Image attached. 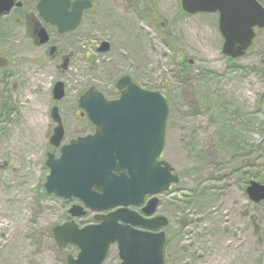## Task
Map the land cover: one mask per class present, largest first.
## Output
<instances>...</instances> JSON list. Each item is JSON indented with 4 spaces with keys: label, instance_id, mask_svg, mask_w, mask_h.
<instances>
[{
    "label": "rangeland",
    "instance_id": "374dc122",
    "mask_svg": "<svg viewBox=\"0 0 264 264\" xmlns=\"http://www.w3.org/2000/svg\"><path fill=\"white\" fill-rule=\"evenodd\" d=\"M19 1L22 10L0 18V264H66L77 254L52 236L77 202L42 187L46 154L57 155L49 113L58 107L68 142L78 135L79 94L93 86L108 96L122 75L169 106L162 160L179 184L159 196L157 214L168 219L164 264H264V209L245 193L251 181L264 184V30L246 56L229 61L217 13L187 15L181 0H93L75 34L57 43L73 56L61 76L25 34L22 13L37 18L39 0ZM101 42L110 51L97 55ZM182 61L192 68L178 79ZM58 80L66 92L55 104ZM116 256L112 246L106 263Z\"/></svg>",
    "mask_w": 264,
    "mask_h": 264
},
{
    "label": "water",
    "instance_id": "95a60500",
    "mask_svg": "<svg viewBox=\"0 0 264 264\" xmlns=\"http://www.w3.org/2000/svg\"><path fill=\"white\" fill-rule=\"evenodd\" d=\"M92 6L90 0H40L37 11L44 23L63 34L76 30L83 12ZM15 7H21V3L0 0V17ZM181 9L187 15L217 13L223 38L221 52L232 60L244 57L256 38L255 31L264 30V7L257 0H181ZM38 34L40 44H45L46 31L39 29ZM108 50L109 44L103 42L99 52ZM117 89L120 97L112 101L105 100L94 88L85 91L78 99V107L94 125V134L70 140L57 158L47 157L49 174L44 189L48 195L66 201L77 199L93 212L120 207L96 216L98 225L79 229L74 222H68L53 229L59 249L73 245L79 250L75 259L68 256L67 264H102L114 244L119 264H164L165 234L142 232L134 227L157 230L167 226L166 218L145 219L127 207H141L145 196L169 191L179 183L173 168L160 160L169 106L164 95L141 89L128 77L119 81ZM53 94L56 101L63 97L61 83ZM52 116L59 125L50 142L58 147L63 129L57 108ZM94 187L100 191L95 192ZM245 192L251 202L262 203L264 208V184L251 181ZM156 204L157 199H152L143 209L147 217L154 213ZM68 213L72 218L84 216L80 206H72Z\"/></svg>",
    "mask_w": 264,
    "mask_h": 264
},
{
    "label": "flooded vegetation",
    "instance_id": "af4514ba",
    "mask_svg": "<svg viewBox=\"0 0 264 264\" xmlns=\"http://www.w3.org/2000/svg\"><path fill=\"white\" fill-rule=\"evenodd\" d=\"M37 4H38V2H37ZM37 4H36V6H35V15H36V17L37 18H31L28 14H30V13H32L31 11H29V10H26V11H24L23 13H22V18L24 19V17L26 18V19H30L28 22H26L25 20V34H27V38L31 41V43L36 47V48H43L44 50H43V52H44V55H45V58H46V60H45V62H44V65H50V67L53 69V70H55V71H57L58 73H60V75L61 76H64L65 74H67V72L69 71V69H70V64H71V61H72V58H73V56H72V53H69V54H66V53H64L58 46H57V43L60 41V40H65L67 37H69V36H71V35H74L75 34V32L76 31H73V32H68V33H63V34H59L58 33V29H57V27H55V26H52V25H50V24H46V23H44L41 19H40V17H39V14H38V11H37ZM22 7H23V5L19 8L20 10H22ZM70 10V9H69ZM44 29L45 31H46V34H47V36H48V41L45 43V44H40V41H39V38H38V31H39V29ZM55 40H57V41H55ZM102 43V42H101ZM101 43H100V46L98 47V48H96V54L98 55V54H100V52H99V49H100V47H101ZM110 51V46H109V50H108V52ZM107 52V53H108ZM101 54H105V53H101ZM85 58H86V60L88 59L89 60V62H90V59H89V57L87 56V55H85ZM96 58V57H95ZM87 60V61H88ZM94 62H97V58L94 60ZM93 62V63H94ZM92 63V64H93ZM123 77H128V78H130V80H131V82L132 83H134V84H136V85H138V86H140L141 88H143V89H146L147 90V88H145V87H143V86H141V85H139L138 83H136L129 75H122V76H120L113 84H112V87L110 88V90H109V95L108 96H106L101 90H98V89H96L95 87H93V86H89V87H87L86 89H84L80 94H79V96L77 97V102H76V110L74 111V112H72V114H73V116H76V118H77V121H78V128H75L76 129V131H77V133H78V135L77 136H75V137H73V138H70L69 140H68V142L71 140V139H75V138H78V137H84V136H87L88 134H91V133H93L94 132V128H92L91 126H90V123H89V121H88V118H87V115L78 107V99H79V97L85 92V91H87L88 89H90V88H94L97 92H99V93H101L102 94V96L105 98V100H108V101H112V100H117V99H119V97H120V91H118V89H117V85H118V83H119V81L123 78ZM58 83H61L62 85H63V97L59 100V101H56L55 99H54V88H55V86L58 84ZM65 92H66V85H65V83L64 82H62L61 80H58V81H56V82H54L53 84H52V87H51V97H52V99H53V101L55 102V104L56 103H59V102H61L62 100H64L65 99ZM54 108H57L58 109V107L55 105V106H53L52 108H51V110H50V119H51V123L53 124V127H52V133H51V136L49 137V140H48V144L50 145V147H52L53 149H55L56 150V153H57V155L55 156L53 153H47L46 154V160H45V163H44V166H45V168L48 170V174H49V169L46 167V161H47V157H48V155H53L54 156V158H57L58 156H59V154H60V150H61V148L63 147V146H65L68 142H66L65 143V132H64V128H63V124H62V120H61V116H60V113H59V109H58V116H59V120H60V124H61V126H62V129H63V137H62V140L60 141V144H59V146L58 147H55V146H53L52 144H51V139H52V137L54 136V134H55V129L58 127V123L57 122H55L54 121V119H53V116H52V111H53V109ZM88 128H91V131H90V133L88 132ZM54 150V151H55ZM113 173H115V174H118L119 172L118 171H116V170H113ZM48 174H47V176H48ZM46 176V177H47ZM46 177H45V181H46ZM45 181H44V183H45ZM43 190H44V193L47 195V196H52V195H48L47 193H46V191H45V189H44V184H43ZM93 190L95 191V192H99L100 191V189L98 188V187H94L93 188ZM161 194H163V193H161ZM161 194H158V195H153V196H145V198H144V200H143V205L141 206V207H135V206H130V207H128V210L130 211V212H134V213H136V214H138L139 216H141V217H143V218H145V219H149V220H151V219H155V218H158V217H164V216H162V215H160V214H157V210H158V208L161 206V201H160V198H159V196L161 195ZM152 199H157V204H156V207H155V211H154V213L150 216V217H147L145 214H144V212H143V209L144 208H146V206L148 205V203L152 200ZM73 201H76L77 203H74V204H72L71 206H70V208L72 207V206H80V207H82L83 208V212H84V216L83 217H80V218H72V217H70V215H68V217H67V220H66V222L68 223V222H74L75 224H77V226H78V228H80V229H82V228H84V227H87V226H92V225H98V223L99 222H97L96 220H95V217L96 216H101V215H104V214H102V213H98V212H93V211H91L90 209H88V208H86L80 201H77V200H70V201H66L68 204H70V203H72ZM69 208V209H70ZM68 209V210H69ZM92 214L93 216H92V218H91V220L89 221V222H87V223H84V224H81V222H80V220L81 219H84V218H86L89 214ZM67 214H68V212H67ZM166 218V217H165ZM167 219V218H166ZM120 223V222H119ZM167 228V227H166ZM165 227H163V228H160V229H157V230H148L150 233H153V234H156V233H160V232H164L165 233V235H166V231H165V229H166ZM134 229L135 230H140V231H142L143 229L142 228H139V227H134ZM53 236V235H52ZM113 246H115L116 247V250H117V246L116 245H113ZM68 247H72L73 249H74V251H77V254L75 255V256H73V255H66L65 256V263H66V260H67V257L68 256H72L73 258H76L77 257V255H78V250L74 247V246H67L66 247V249L68 248ZM112 247V246H111ZM111 247H110V249H111ZM65 249V250H66ZM110 249H109V251H110ZM116 259L118 260V262L116 263V264H119L120 263V258H119V256H118V251H117V256H116ZM109 260V252H108V254L106 255V258H105V261L102 263V264H107L106 262Z\"/></svg>",
    "mask_w": 264,
    "mask_h": 264
},
{
    "label": "trees",
    "instance_id": "16d2710c",
    "mask_svg": "<svg viewBox=\"0 0 264 264\" xmlns=\"http://www.w3.org/2000/svg\"><path fill=\"white\" fill-rule=\"evenodd\" d=\"M259 2L262 4V5H264V0H259ZM229 61H232L231 59H228ZM192 68V66L191 65H189V64H186V63H179V64H177V70H178V72H177V74H176V77L178 78V79H180V78H184V77H187V76H189L190 75V69ZM67 220V219H66Z\"/></svg>",
    "mask_w": 264,
    "mask_h": 264
}]
</instances>
